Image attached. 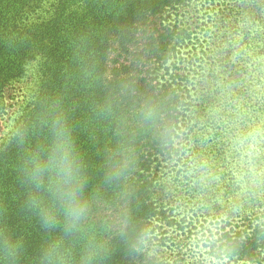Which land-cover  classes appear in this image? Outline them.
Here are the masks:
<instances>
[{
  "label": "trees",
  "instance_id": "1",
  "mask_svg": "<svg viewBox=\"0 0 264 264\" xmlns=\"http://www.w3.org/2000/svg\"><path fill=\"white\" fill-rule=\"evenodd\" d=\"M29 64L18 129L71 124L105 264H264V0H0V113ZM28 143L0 145V228L33 264Z\"/></svg>",
  "mask_w": 264,
  "mask_h": 264
},
{
  "label": "clouds",
  "instance_id": "2",
  "mask_svg": "<svg viewBox=\"0 0 264 264\" xmlns=\"http://www.w3.org/2000/svg\"><path fill=\"white\" fill-rule=\"evenodd\" d=\"M47 127V136L37 144L28 143L23 129L14 131L18 143H28L19 167L25 187L23 208L47 234L33 264H105L108 249L103 233L109 226L90 221L94 197L73 128L62 114L55 115ZM121 175V170L113 169L105 180L111 183ZM0 264H24L22 241L3 228Z\"/></svg>",
  "mask_w": 264,
  "mask_h": 264
},
{
  "label": "rangeland",
  "instance_id": "3",
  "mask_svg": "<svg viewBox=\"0 0 264 264\" xmlns=\"http://www.w3.org/2000/svg\"><path fill=\"white\" fill-rule=\"evenodd\" d=\"M35 72L36 67L34 65H27L26 75L5 91L7 107L4 112L0 113V145L20 126L22 107L31 99L33 94Z\"/></svg>",
  "mask_w": 264,
  "mask_h": 264
}]
</instances>
